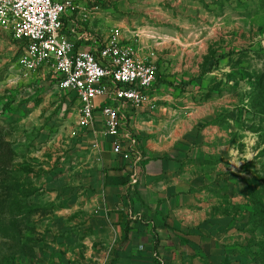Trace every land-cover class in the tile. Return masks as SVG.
Returning a JSON list of instances; mask_svg holds the SVG:
<instances>
[{"label":"rangeland","instance_id":"1","mask_svg":"<svg viewBox=\"0 0 264 264\" xmlns=\"http://www.w3.org/2000/svg\"><path fill=\"white\" fill-rule=\"evenodd\" d=\"M144 22L153 86L210 104L224 137L207 148L236 158L207 189L205 258L183 262L264 264V0H155ZM21 48L0 28V264H81L94 242L70 223L87 193L72 168L84 151L70 137L77 98L54 73L26 76Z\"/></svg>","mask_w":264,"mask_h":264},{"label":"crops","instance_id":"2","mask_svg":"<svg viewBox=\"0 0 264 264\" xmlns=\"http://www.w3.org/2000/svg\"><path fill=\"white\" fill-rule=\"evenodd\" d=\"M76 1L77 12L64 17L63 25L77 49L96 51L119 30L123 45L134 46L138 57L154 63L140 54L149 44L144 15L152 12L155 0ZM159 67L160 74L169 72L162 63ZM24 73L36 79L53 75L49 68ZM55 87L60 88L58 81ZM147 94L141 107L98 100L92 128L78 124L77 100L70 137L75 150L84 151L72 168L87 193L73 205L70 223L77 227L75 235L94 242L81 264H184L186 258L207 254V189L215 173L237 171L236 158L207 148L219 147L224 137L218 124L209 123L210 104L194 107L190 93L185 99L165 85ZM106 105L118 111L117 139L108 134ZM115 140L126 154L114 152Z\"/></svg>","mask_w":264,"mask_h":264},{"label":"built area","instance_id":"3","mask_svg":"<svg viewBox=\"0 0 264 264\" xmlns=\"http://www.w3.org/2000/svg\"><path fill=\"white\" fill-rule=\"evenodd\" d=\"M78 8L76 0H0V28L25 43L19 56L25 70L49 68L57 76L59 87L74 93L79 102L78 124L92 128L98 100L141 107L148 102L147 91L156 75L152 63L120 42L119 30H114L96 51L77 49L65 32L63 19ZM102 113L108 134L117 139V109L106 105ZM113 150L126 154L118 140Z\"/></svg>","mask_w":264,"mask_h":264}]
</instances>
